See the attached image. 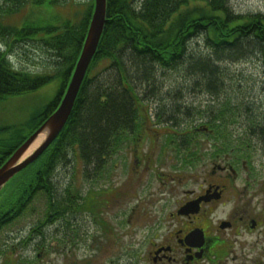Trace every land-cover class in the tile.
I'll return each instance as SVG.
<instances>
[{
  "label": "trees",
  "instance_id": "obj_1",
  "mask_svg": "<svg viewBox=\"0 0 264 264\" xmlns=\"http://www.w3.org/2000/svg\"><path fill=\"white\" fill-rule=\"evenodd\" d=\"M0 1V42L6 48L5 52L0 49V101L31 93L55 79L60 83L57 96L25 124L27 135H19L16 130V140L10 145L0 143L1 168L57 109L82 51L93 4L77 22L71 19L61 24L28 22L23 28H17L4 20L27 3L51 7L61 0ZM135 1L107 0L104 32L68 124L46 152L2 191L0 222L20 218L29 207L27 203L40 195L47 202L59 201V167L67 164L75 151L80 153L84 166L97 175L118 151L119 139L138 126L137 105L141 101L138 89L145 84L151 87L159 70L187 65L184 68L188 75L202 76L204 87L212 97L225 89L221 88L224 63H238L259 53L264 57V14L231 15L227 0H141L138 6ZM197 34L205 35V56L189 53L188 43ZM27 41L41 43L48 54L54 55L52 73L33 74L15 70L11 65L7 57L12 51L11 45ZM104 61L110 65L94 72ZM105 71V77L102 78L104 73L96 76ZM161 91L160 88L150 90L152 98ZM231 106L234 105L226 104L225 109L216 110L209 117L212 123L224 119ZM157 110L161 117L164 112L161 106ZM189 111L198 117H207L202 109L194 110L186 105L177 107L174 118L169 116V119L181 121L182 115H191ZM7 130L0 128L2 132ZM58 208L48 206L45 218L53 216ZM39 224L37 221L36 225Z\"/></svg>",
  "mask_w": 264,
  "mask_h": 264
},
{
  "label": "rangeland",
  "instance_id": "obj_2",
  "mask_svg": "<svg viewBox=\"0 0 264 264\" xmlns=\"http://www.w3.org/2000/svg\"><path fill=\"white\" fill-rule=\"evenodd\" d=\"M140 2L141 0H136L135 6H138ZM91 4L94 5V0H61L51 7L32 6V8L27 5L25 10L6 18L4 22L13 27H22L26 21L36 22L39 25L45 22L61 24L67 19L77 22ZM227 4L231 15L264 14V0H227ZM204 39L206 40L204 34L192 37L188 43L189 53L205 56ZM12 54L11 60L19 70H26L33 74L52 73L54 70L53 58L55 57L48 54L41 43L19 44ZM109 65V61H104L94 72L98 73ZM186 66L169 71L159 70L151 87L146 84L145 87L138 86V96L141 100L137 113L139 130L133 137L125 135L119 139L121 145L117 153L105 163L101 173L94 175L92 171L85 172L78 154H71V160L59 167L58 172L65 173L68 182H70L68 179L74 180L72 182L74 186L69 187L73 189L76 196V201L72 203L79 201L77 205L83 206L82 202L88 200L95 206L94 214L103 212L104 219L101 221L104 233L102 236L95 234V224L93 227L89 224L87 213L78 214L77 222L86 227L89 224L88 235L93 239L89 238L88 248L83 247L84 249L73 256L77 264H114L123 256L126 248L130 249L137 242L141 243V240L144 243L146 231L155 218L154 212L160 207V205L155 206L156 191L160 195L159 191L162 187L166 188V182L178 184V180L175 182L170 180L171 176L177 178L202 173V169L206 168L208 162H211V157L215 155V146L221 144V141L245 155L248 154V161L260 174L261 182L264 180V141L263 132H259V128L264 126V57L262 54L259 53L238 63L230 61L224 63L222 65L224 81L221 83L223 84L221 88L225 89L212 97L204 87L203 77H191L184 68ZM102 73H104L102 78L105 77L106 71L96 76ZM110 75L111 73L107 75V78ZM59 88L60 84L56 79L31 93L11 96L0 101V128H9L7 131H0V143L10 145L16 140V130L19 135H27L28 130L25 124L33 115L42 111L56 96ZM157 88L162 91L159 97L154 99L150 90L155 91ZM227 101L230 102L227 103ZM188 104L194 110L202 109L207 116L215 114L216 110L220 112L222 108L225 109L226 104L234 106H231V111H228V114L226 112L225 118L221 120L222 129L218 130L219 133L205 131L204 127H198L200 131L196 130L200 121L197 114L192 117L193 113H190L189 117L182 115L181 121L169 122L168 126H165L164 122H158V106H161L165 112L161 116L166 119L169 116L174 118V110L177 107H185ZM207 120L205 119V122ZM192 129H195L193 133L195 139L190 141L188 134ZM185 132L189 133L184 135ZM177 133L183 135H176ZM187 146L197 149L195 150L197 155L184 153ZM74 155L78 160L74 158ZM181 159L185 161L184 164L181 163ZM62 184L66 185L65 182ZM90 191H94L92 195L88 194ZM45 202L44 196L36 197L32 208H28L26 213L10 226L12 234L15 235L19 232L18 230L29 227L38 214L43 215ZM127 229L132 232L129 236ZM0 236H4V233ZM94 238L97 240L95 241ZM3 244L0 241V251L5 249ZM23 254L29 260L35 257L33 253ZM10 256L6 260V257L1 256L3 258L0 257V264H13ZM14 260L19 259L14 258ZM44 264H63V261L60 255L57 256L49 250Z\"/></svg>",
  "mask_w": 264,
  "mask_h": 264
},
{
  "label": "flooded vegetation",
  "instance_id": "obj_3",
  "mask_svg": "<svg viewBox=\"0 0 264 264\" xmlns=\"http://www.w3.org/2000/svg\"><path fill=\"white\" fill-rule=\"evenodd\" d=\"M195 129L187 132L190 141L195 139ZM189 147L184 153L197 155V149ZM232 151L215 154L196 176H171L170 180H178V184L166 182L160 195L156 191L155 206L160 207L154 212L145 242L126 248L114 264H264V180L261 182L250 162L243 160L239 164ZM44 204L43 214L49 213L46 208L50 205L59 208L53 216L43 218L39 239L32 241L35 233L24 238V243L14 244L7 239L8 256L12 254L13 264H44L50 250L60 255L63 264H77L73 256L88 248L92 238L88 235L89 224H95L96 235H103V212L94 214L95 206L88 200L79 213L78 207L66 199ZM86 213L87 227L77 222L78 214ZM4 223L0 222V230ZM131 233L127 229V235ZM48 237L54 240L48 242ZM90 247L93 249V245ZM23 253H33L35 257L29 260Z\"/></svg>",
  "mask_w": 264,
  "mask_h": 264
},
{
  "label": "water",
  "instance_id": "obj_4",
  "mask_svg": "<svg viewBox=\"0 0 264 264\" xmlns=\"http://www.w3.org/2000/svg\"><path fill=\"white\" fill-rule=\"evenodd\" d=\"M107 13V0H96L95 10L89 26L87 38L70 83L57 110L40 128L14 152L0 168V192L20 172L34 163L59 137L66 127L75 107L80 88L102 37ZM42 138L40 144L26 156L32 146Z\"/></svg>",
  "mask_w": 264,
  "mask_h": 264
},
{
  "label": "bare ground",
  "instance_id": "obj_5",
  "mask_svg": "<svg viewBox=\"0 0 264 264\" xmlns=\"http://www.w3.org/2000/svg\"><path fill=\"white\" fill-rule=\"evenodd\" d=\"M41 140H42V138H40L33 146H32V148L29 150V152L26 154V156L28 155V154H30L39 144H40V142H41Z\"/></svg>",
  "mask_w": 264,
  "mask_h": 264
}]
</instances>
